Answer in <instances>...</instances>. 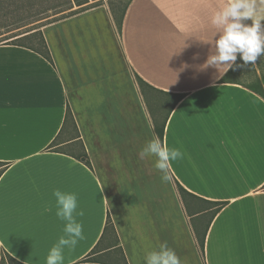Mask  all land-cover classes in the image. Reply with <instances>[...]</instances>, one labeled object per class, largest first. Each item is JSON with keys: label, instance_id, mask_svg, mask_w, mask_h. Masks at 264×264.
<instances>
[{"label": "crops", "instance_id": "1", "mask_svg": "<svg viewBox=\"0 0 264 264\" xmlns=\"http://www.w3.org/2000/svg\"><path fill=\"white\" fill-rule=\"evenodd\" d=\"M225 4L88 0L42 27L51 61L0 43V260L44 264L63 234L52 197L59 187L77 192L85 212L86 239L65 250V264H145L163 241L182 264H264V57L245 65L238 56L219 78L199 68L215 51L202 42L213 37L211 16ZM135 76L148 84L152 109ZM153 121L184 152L171 183L155 157L140 155ZM55 139L73 149H53ZM176 182L220 209L189 216ZM108 217L115 235L103 234ZM207 223L201 251L194 230ZM97 244L96 261H83Z\"/></svg>", "mask_w": 264, "mask_h": 264}, {"label": "clouds", "instance_id": "2", "mask_svg": "<svg viewBox=\"0 0 264 264\" xmlns=\"http://www.w3.org/2000/svg\"><path fill=\"white\" fill-rule=\"evenodd\" d=\"M258 0H226V4L217 10L210 23L215 29L211 40L202 42L212 45L214 53L209 55L201 70L214 67L218 78L234 68L238 59L245 65L255 64L264 57V15H258ZM264 4V0H259ZM251 19L252 23L245 21ZM151 127V126H150ZM141 158L155 157L154 167L162 173L161 180L171 183L170 169L173 162L184 159V152L175 146L163 142L153 131L152 137L141 149ZM55 199V216L63 222V234L49 248L44 264H65V250L74 252L78 243L86 239L81 218L85 215L80 207L79 194L65 191L59 187L52 190ZM51 210V208L49 209ZM145 264H182L180 256L167 241L148 252Z\"/></svg>", "mask_w": 264, "mask_h": 264}, {"label": "trees", "instance_id": "3", "mask_svg": "<svg viewBox=\"0 0 264 264\" xmlns=\"http://www.w3.org/2000/svg\"><path fill=\"white\" fill-rule=\"evenodd\" d=\"M87 2H88V0H64V3H67L69 6L65 9H62L60 11L55 12L53 19L47 23H51V22L57 21L59 19L68 17V16L75 14L77 12H80L85 7V6H81V5H83ZM0 5H2V6H0V8H2L3 4H0ZM74 6H77V8H74ZM24 25L25 24H21V25L15 24V26H12L10 28L8 27V25H6L4 27H6L8 29L5 31H0V35H2V34L6 35L5 33H9V32H12L14 30L20 29ZM35 36H37V39L34 40V42L32 44H26L24 42V40H26V39L32 40V37L35 38ZM8 38H13V39L11 40V42H4V43H11V44L28 46L34 50H37L47 60L51 61L49 50L47 48V45H46L45 40L43 38V35L40 31L38 33H36V31L18 32L16 34H12L11 36H8ZM135 80H136L137 84L139 85L141 91L144 90V88L148 86V84L146 82H144V80H142L141 78H139L137 76H135ZM180 98H181V95L175 96V98L172 102V107ZM64 121H65V123L70 121L73 124V126L75 125L74 120H73V116H72L69 109L66 110ZM153 129H154L155 134L162 140L163 123L158 124V123L153 121ZM57 143H58L57 139L53 140L50 144V147H54L55 145H57ZM53 149L58 150L57 148H53ZM83 156H86V155L83 153ZM86 164L89 165V162L87 160H86ZM2 165H3V163H0V166H2ZM1 172H2V169H0V174H1ZM175 186H176L177 193H178V195L182 201V204L184 206V209L189 216L192 215V213H198L201 210L209 209L210 217H212L215 213H217V211L220 209V207L222 205L221 202L207 201V200H203V199L195 196L194 194H192V193L188 192L186 189H184L178 182L175 183ZM189 200H190V203L188 202ZM195 200L202 201L205 204L204 208L201 209V208H199L200 206H197L194 203H192ZM191 209L194 212L190 213ZM208 223L204 226V231L202 232L201 235H199L196 232V230H194V232L196 234L195 237H196L199 249L201 251H203L204 235H205V231H206L205 229L207 228ZM106 231H110L115 235V229H114V226H113L111 219L109 217L107 218L103 234ZM116 240H117V238H116ZM97 248H98V244L93 247V249L87 254V256L85 257V259L83 261H96V256L94 254L97 252ZM14 263H17V262L9 254H7V253L2 254L0 264H14ZM123 264H127L125 258L123 259Z\"/></svg>", "mask_w": 264, "mask_h": 264}, {"label": "rangeland", "instance_id": "4", "mask_svg": "<svg viewBox=\"0 0 264 264\" xmlns=\"http://www.w3.org/2000/svg\"><path fill=\"white\" fill-rule=\"evenodd\" d=\"M113 1L117 2V0ZM0 4H3V7L0 8V31L7 30L8 28L4 27L6 25L10 28L15 26V24H25L20 29L5 33L6 35H0V43L11 42L13 38H8V36L18 32H41L42 27L53 19L55 12L69 6L67 3H64V0H0ZM36 39L37 36H35V38L32 37V40L26 39L24 42L26 44H32ZM141 96L143 97L142 100L147 108L149 107L148 109H152L153 105L144 90L141 91ZM54 148L73 149L59 145L54 146ZM74 150H79V147H75ZM188 202L190 203V200ZM205 219L206 217L194 219L193 224L197 231L198 224L202 223Z\"/></svg>", "mask_w": 264, "mask_h": 264}]
</instances>
